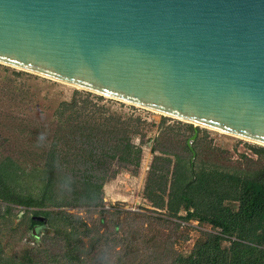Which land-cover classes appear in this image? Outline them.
<instances>
[{
  "label": "trees",
  "instance_id": "trees-1",
  "mask_svg": "<svg viewBox=\"0 0 264 264\" xmlns=\"http://www.w3.org/2000/svg\"><path fill=\"white\" fill-rule=\"evenodd\" d=\"M88 104L72 98L29 118L6 112L12 121L1 122L0 130L11 124L14 131L0 133V264H264V166L243 174L198 162V138L192 164L187 143L164 128L153 138L143 192L164 214L104 208L103 187L114 167H139L148 122L103 106L87 110ZM255 151L264 156V147ZM181 210L184 220L213 231L203 232L185 255L173 250L169 234L148 232L151 224L175 229L169 219ZM22 211L25 230L44 223L46 233L38 246L9 252L3 232H14L12 220Z\"/></svg>",
  "mask_w": 264,
  "mask_h": 264
},
{
  "label": "water",
  "instance_id": "water-1",
  "mask_svg": "<svg viewBox=\"0 0 264 264\" xmlns=\"http://www.w3.org/2000/svg\"><path fill=\"white\" fill-rule=\"evenodd\" d=\"M0 63L264 147V0H0Z\"/></svg>",
  "mask_w": 264,
  "mask_h": 264
},
{
  "label": "rangeland",
  "instance_id": "rangeland-1",
  "mask_svg": "<svg viewBox=\"0 0 264 264\" xmlns=\"http://www.w3.org/2000/svg\"><path fill=\"white\" fill-rule=\"evenodd\" d=\"M72 98H76V100L88 99L90 104L86 105L87 110L103 106L107 109L104 110L106 112L115 111L123 115H138L148 122L144 129L146 136L143 137L139 167L135 169L133 167H114L115 173L103 187V203L104 208L115 209L118 207L131 213L162 216L164 211L153 208L143 193L147 172L153 159L151 151L153 138L162 129L170 128L179 144H183L184 141L187 143L193 134V132L186 131L187 123L0 63V123L5 120L7 123H11L12 119L5 118L6 112L11 116L21 114L27 118L34 111L49 114L59 102L69 101ZM194 129L197 130L195 139L198 138L197 143L202 148V158L198 159V162L209 160L226 169L241 171L243 174L254 172L264 166V156H259L255 151L262 146L215 130L203 127H193V131ZM12 131L14 129L10 124L8 128L1 129L0 133L5 132L11 135ZM134 142L138 143L139 140L134 138ZM192 144L193 142L191 146ZM189 161L193 164L196 161L195 156L192 158L190 155ZM69 211L82 216L86 214L84 209H70ZM22 214L23 211L12 220L13 233L7 229L3 232V243L9 252L19 251L23 247L38 246L42 236L46 233L47 227L44 223L34 225L30 231L25 230L21 220ZM184 215L185 212L181 210L176 217L169 219L178 224L175 225V229L171 223L160 222L161 226L157 227L151 224L150 231H148L149 233L153 232L150 234H155L156 229L161 230L165 236L169 234L173 250L183 255L191 251L203 232H213L210 225L199 223L195 219L184 220L181 218ZM4 223L3 227L6 228L8 221ZM228 244V241L222 242L223 246Z\"/></svg>",
  "mask_w": 264,
  "mask_h": 264
},
{
  "label": "bare ground",
  "instance_id": "bare-ground-1",
  "mask_svg": "<svg viewBox=\"0 0 264 264\" xmlns=\"http://www.w3.org/2000/svg\"><path fill=\"white\" fill-rule=\"evenodd\" d=\"M75 88H77V87H75Z\"/></svg>",
  "mask_w": 264,
  "mask_h": 264
}]
</instances>
